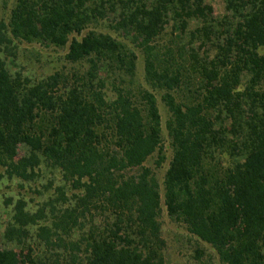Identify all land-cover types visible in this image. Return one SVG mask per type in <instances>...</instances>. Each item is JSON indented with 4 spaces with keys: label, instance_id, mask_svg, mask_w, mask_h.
<instances>
[{
    "label": "trees",
    "instance_id": "16d2710c",
    "mask_svg": "<svg viewBox=\"0 0 264 264\" xmlns=\"http://www.w3.org/2000/svg\"><path fill=\"white\" fill-rule=\"evenodd\" d=\"M210 1L14 0L0 44L68 69L0 58V182L38 198L3 200L0 264H165L163 210L222 264H264V0Z\"/></svg>",
    "mask_w": 264,
    "mask_h": 264
},
{
    "label": "rangeland",
    "instance_id": "374dc122",
    "mask_svg": "<svg viewBox=\"0 0 264 264\" xmlns=\"http://www.w3.org/2000/svg\"><path fill=\"white\" fill-rule=\"evenodd\" d=\"M213 15L221 18L225 14L224 0H211ZM14 0H0V27L8 21L10 11L13 7ZM106 24L100 23L93 26V29L100 32H107ZM65 48L44 47L37 43H26L24 41L13 40L10 43L0 44V58H2L11 71H18L24 76L31 79L45 76L55 71L63 70L68 66L64 62ZM142 76V59L139 56L136 66V80H141ZM158 106L162 115L164 130V121L167 117L162 103L159 101ZM167 148V142L165 140ZM167 158L170 151L166 149ZM153 159L149 160L146 166L153 168V171L159 181L162 183V177L167 168V161L161 168L155 169ZM25 197L33 203L38 198L33 195V186L31 184L20 187L16 182H0V249L6 248L1 240V233L5 223L9 220L7 210L3 208V200L10 196ZM162 236L165 241V264H222L216 253L210 246L187 233L182 225L172 222L163 210L161 215ZM13 251H17L12 248Z\"/></svg>",
    "mask_w": 264,
    "mask_h": 264
}]
</instances>
